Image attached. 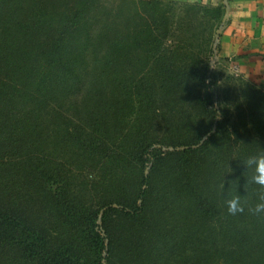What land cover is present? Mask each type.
Returning a JSON list of instances; mask_svg holds the SVG:
<instances>
[{"label": "trees", "instance_id": "trees-1", "mask_svg": "<svg viewBox=\"0 0 264 264\" xmlns=\"http://www.w3.org/2000/svg\"><path fill=\"white\" fill-rule=\"evenodd\" d=\"M164 5L0 0V264H159L184 254L191 223L217 216L232 189L242 193L231 181L221 198L211 183L228 115L210 65L179 68L162 48ZM190 86L203 122L194 115L179 133L163 132L157 104L175 112ZM259 98L242 113L254 132L224 134L247 173L246 159L264 150ZM254 221L230 218L225 237L236 248L224 263L217 254L195 263L234 264L258 241L264 264V215Z\"/></svg>", "mask_w": 264, "mask_h": 264}, {"label": "rangeland", "instance_id": "rangeland-1", "mask_svg": "<svg viewBox=\"0 0 264 264\" xmlns=\"http://www.w3.org/2000/svg\"><path fill=\"white\" fill-rule=\"evenodd\" d=\"M108 6L116 0H102ZM165 5L162 9L163 16L166 20L165 28L168 31V38L165 40V52L172 53L175 57L174 64L179 68L192 69L196 65L203 66L209 64L214 73L213 81L220 89V100L218 109L226 111L228 115L226 124H223L218 131V141H215L212 147V164L213 176L218 175L220 179L214 178V184H220L219 194L224 191L226 184L235 181V184L243 187L242 193L239 194L241 204L245 211L236 215H230L227 211L226 201L232 197L238 196L234 190L225 198L220 200L219 214L205 224L194 225L188 228L191 232L188 242L183 246L184 254L178 257L167 256L164 261L159 264L170 262L171 264H196L197 260H206L204 258L216 255V260L221 262L228 259L229 252L235 251L234 243L228 240L226 235H230L227 228L230 218L240 225V221L244 220L252 225L254 219L260 220L264 213L253 214L250 209L255 207L258 198L264 195V188L256 184H247L248 177L251 173L242 171L237 167V154L228 150L225 133L232 130V127H237L239 131L250 130L254 132L253 124L248 121L247 127L244 124L242 113L249 115L254 109L257 102L260 100L259 95L264 93V64H255L257 67L244 62H239L236 59L228 58L224 55L222 47V37L224 34L227 21L223 24V19L226 9L229 8L228 0H163ZM226 2V4H225ZM222 11L221 16L217 17L216 11ZM164 13L166 15H164ZM222 29L219 42L216 43L217 32ZM163 33V30H162ZM86 87L85 91H88ZM195 88L190 86L186 91L179 93L181 102L175 112L172 109H164L161 103L155 108L157 115H162L166 120L160 124L163 132L167 129L169 133L176 134L180 132L178 126L184 124V121H192V116H198L195 125H200L203 122L200 113L195 109ZM187 111V112H186ZM178 113H186L188 119H184ZM221 115V113H220ZM182 118V119H181ZM229 118V120H228ZM182 126V125H181ZM214 128V126H213ZM215 130L217 127L215 125ZM194 130L190 127L183 130L184 136H190ZM226 144L223 145L222 142ZM212 145V146H213ZM218 145V146H216ZM233 155V156H232ZM239 171V172H238ZM241 174L242 179L238 178ZM246 176V177H245ZM225 185V188L223 187ZM224 188V189H223ZM237 188V187H236ZM216 194V190H215ZM222 198V194H221ZM168 212L166 213V215ZM173 217V216H171ZM182 216L178 213L177 219ZM167 222L170 218L167 217ZM199 226V227H198ZM222 235V238L221 236ZM261 244L255 241L252 248L244 249V252L236 256L234 264H256L262 263L261 260ZM219 253V255H218ZM203 255L205 256L203 258ZM223 259V260H222ZM201 264V263H200Z\"/></svg>", "mask_w": 264, "mask_h": 264}, {"label": "crops", "instance_id": "crops-1", "mask_svg": "<svg viewBox=\"0 0 264 264\" xmlns=\"http://www.w3.org/2000/svg\"><path fill=\"white\" fill-rule=\"evenodd\" d=\"M228 5L224 55L255 67L264 64V0H228Z\"/></svg>", "mask_w": 264, "mask_h": 264}, {"label": "clouds", "instance_id": "clouds-1", "mask_svg": "<svg viewBox=\"0 0 264 264\" xmlns=\"http://www.w3.org/2000/svg\"><path fill=\"white\" fill-rule=\"evenodd\" d=\"M246 166L252 171V183L264 188V150L249 155ZM227 211L230 215H236L245 211L239 196L232 197L226 201ZM253 214L264 213V195L258 198L255 207L250 209Z\"/></svg>", "mask_w": 264, "mask_h": 264}, {"label": "water", "instance_id": "water-1", "mask_svg": "<svg viewBox=\"0 0 264 264\" xmlns=\"http://www.w3.org/2000/svg\"><path fill=\"white\" fill-rule=\"evenodd\" d=\"M225 4H226V2H225ZM226 5H227V4H226ZM228 17H229V11H228V8H227V9H226L225 16H224V19H223V24L227 21ZM221 33H222V29H220V30L217 32L216 43L219 42V38H220ZM214 131H215V128L213 129V132H214ZM206 138H207V137H206ZM206 138L201 142V144H203V142L206 140ZM182 149H184V148H180V149H177V150H182ZM168 150H169V151H173L174 149H173V148H169ZM102 215H103V211L101 212V215H100V218H99V223H101V217H102ZM103 236H104V235H103ZM106 243H108V242H106Z\"/></svg>", "mask_w": 264, "mask_h": 264}]
</instances>
